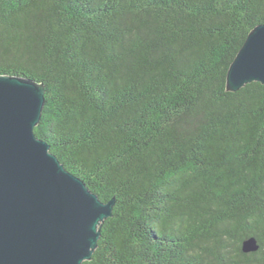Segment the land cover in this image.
Returning <instances> with one entry per match:
<instances>
[{"label":"trees","instance_id":"trees-1","mask_svg":"<svg viewBox=\"0 0 264 264\" xmlns=\"http://www.w3.org/2000/svg\"><path fill=\"white\" fill-rule=\"evenodd\" d=\"M260 25L264 0H0V75L43 85L35 136L114 201L82 264H264V85L226 81Z\"/></svg>","mask_w":264,"mask_h":264},{"label":"water","instance_id":"water-1","mask_svg":"<svg viewBox=\"0 0 264 264\" xmlns=\"http://www.w3.org/2000/svg\"><path fill=\"white\" fill-rule=\"evenodd\" d=\"M227 90L264 85V25L247 36L227 72ZM44 87L0 75V264H82L92 258L100 225L114 201L103 203L65 169L34 134ZM258 249L254 238L244 253Z\"/></svg>","mask_w":264,"mask_h":264}]
</instances>
